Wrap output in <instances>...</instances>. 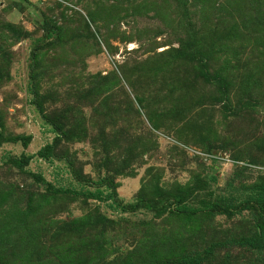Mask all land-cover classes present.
Here are the masks:
<instances>
[{
    "label": "rangeland",
    "instance_id": "obj_1",
    "mask_svg": "<svg viewBox=\"0 0 264 264\" xmlns=\"http://www.w3.org/2000/svg\"><path fill=\"white\" fill-rule=\"evenodd\" d=\"M0 264H264V0H0Z\"/></svg>",
    "mask_w": 264,
    "mask_h": 264
},
{
    "label": "trees",
    "instance_id": "obj_2",
    "mask_svg": "<svg viewBox=\"0 0 264 264\" xmlns=\"http://www.w3.org/2000/svg\"><path fill=\"white\" fill-rule=\"evenodd\" d=\"M98 195V193H96ZM96 194L93 193H88L87 196H97ZM100 194V193H99ZM147 208H152L151 205H146Z\"/></svg>",
    "mask_w": 264,
    "mask_h": 264
}]
</instances>
